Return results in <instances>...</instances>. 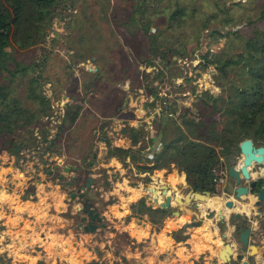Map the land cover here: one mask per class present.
Returning a JSON list of instances; mask_svg holds the SVG:
<instances>
[{"label":"rangeland","instance_id":"374dc122","mask_svg":"<svg viewBox=\"0 0 264 264\" xmlns=\"http://www.w3.org/2000/svg\"><path fill=\"white\" fill-rule=\"evenodd\" d=\"M176 2L185 13L169 23L168 16ZM132 3L130 0H56L41 41L27 47L12 43L7 48L12 58L8 63L10 71L16 68L14 62L21 67L30 66V69L13 76L4 71L0 76V84L9 83L13 96L25 108H38L40 116L14 137L0 136V154L6 153L8 167L16 161L15 144L20 143L17 155L20 161L16 167L21 176L13 177L10 190H15L19 183L22 190L19 197L29 198L35 190V182L49 183L47 190L57 188L62 197H66L62 220L65 218L69 222L66 225L62 222L61 229L72 234L73 241L88 235L82 243L90 242L94 257L102 259L103 264H116L118 257L124 258L121 250L124 244L131 245L132 237L121 224L124 221L134 223V218L140 215L128 217L129 213L124 211L125 216H109L108 226L86 231L78 227L79 217L83 214L82 198H70V193L84 185L85 170L88 169L94 180L89 198L97 201L101 209L113 203L124 208L130 198H124L128 188L123 189V184L142 185L146 190L147 186L152 188L154 176L161 172L135 168L127 163L128 160L126 165L120 161L118 169L107 165L104 150L107 145H103L99 137H106L108 144L116 135L109 133L115 123L121 125L124 133L129 127L128 119L142 113L135 108L153 107L154 103L148 104L141 99L144 95L154 98L155 92L151 90L156 87L172 111L171 115L162 118L180 120L178 116L185 113L184 118H199L209 126L214 136L209 144L215 146L224 143L225 139L238 143L242 134L237 117L227 108L237 102L240 90L251 84L252 78L243 62L230 66L224 73L217 64L228 59H241L249 41H264V0H146L144 5L149 3V7L145 6L144 19L150 18L149 33L157 36L160 46L155 51L138 24L139 17L132 20ZM168 24H171L169 28ZM168 40L182 55L167 53L164 64L159 56ZM33 76L40 87L32 83ZM32 90L46 96L48 108L35 103ZM127 96L134 99L133 107L127 103L124 108ZM201 99L214 104L215 111L211 112L209 105L203 104ZM67 104L79 106L75 123L71 125L64 121ZM147 116L134 124L143 129V138L146 137ZM97 131H100L99 137L95 136ZM43 136L47 140L54 139V143L48 148L46 144L39 145L38 140ZM7 144L10 149H3ZM241 159L239 153L234 165L240 164ZM55 165L58 168L54 170ZM66 165L78 166V179L72 186L66 181L72 180L73 172L64 173V180L57 178ZM222 168L226 174L225 166L219 165L213 170L219 172ZM261 169L262 165L252 167L254 179ZM30 178L34 183L25 185ZM94 262L91 259L87 264Z\"/></svg>","mask_w":264,"mask_h":264},{"label":"crops","instance_id":"0c3cea01","mask_svg":"<svg viewBox=\"0 0 264 264\" xmlns=\"http://www.w3.org/2000/svg\"><path fill=\"white\" fill-rule=\"evenodd\" d=\"M88 69L91 68L88 67ZM94 70L98 71L96 68ZM125 86L128 84L126 83ZM127 97V103L133 107L134 99ZM152 100L151 96L145 95L141 99L148 104ZM147 106L150 107L135 108L136 111H142L141 115L128 119V125L134 127L139 119L142 120L148 114L145 118L147 129L144 131L146 134L152 129V120L160 118L154 111L155 104L153 107ZM136 111L133 112L136 113ZM122 125L125 126V124ZM114 126L115 128H112L109 133L116 135L113 139H109L108 144L106 137H99L100 131L95 132V136L100 138L103 145H107V148L104 147L106 157H108L107 165L118 169L121 164L120 159L108 155L109 145L124 149L136 148L141 141L132 146L131 139L122 132L121 125L115 123ZM0 159V264H87L91 259H94L97 264H103L102 259L94 257L91 250L92 244L82 243V239L87 240L88 235L73 241L72 234L61 229L62 222H65L64 225L69 224L65 218L62 220L61 216L65 211L63 206L66 204V197H62L55 187L47 190L46 186L49 183L38 181L35 182V190L29 198H20L18 193L22 190L18 189V186L15 187L17 192L12 190L16 193L10 190L13 177L21 176L17 165L12 164L9 167L6 165L5 152L0 154ZM154 171L155 173L161 172L154 176L152 185L158 190L159 201L165 199L161 191L163 186L169 189L168 194L171 195L170 205L166 207L168 215L159 225L150 222L146 214L137 216L142 222L124 221L121 225L132 237V246L124 244L121 250L124 258L118 257L116 264H240L236 260L225 261L220 256L225 254L224 244L226 242L231 243L234 251L240 244L238 234L235 233V225L240 221L235 215L236 212H240L242 216L244 214L248 216L246 224L251 227L249 239L250 242L256 244L255 253L250 254L249 250L244 252L248 264H264V202L261 206L255 205L256 197L252 193L240 199H233L234 186L227 183L226 176L220 188L215 189V193L202 201H197L198 206H194L187 203L185 198L186 190L191 186L187 183L183 172H179L173 165L168 170L163 168ZM251 176L254 178L252 173ZM32 183H34L33 179L30 178L24 184L31 185ZM25 185L23 188H26ZM126 188L128 190H125L127 195L124 198L130 199L126 200L128 206L124 208L113 203L101 209L99 203L94 202L100 214L104 215L102 219L104 224L98 222L96 230L108 226L106 220L109 216L116 217L130 213V204L139 198H145L146 203L152 207L159 206L153 199V195L148 196L149 186L145 190L142 185L132 187L123 184V189ZM177 198L184 199V202H179ZM228 199L234 200L232 207L225 204ZM194 221L197 222L196 225H189Z\"/></svg>","mask_w":264,"mask_h":264},{"label":"trees","instance_id":"16d2710c","mask_svg":"<svg viewBox=\"0 0 264 264\" xmlns=\"http://www.w3.org/2000/svg\"><path fill=\"white\" fill-rule=\"evenodd\" d=\"M55 1L0 0V76L4 71L13 76L17 72H26L30 69V66L21 67L18 62H14L16 68L14 71H10L8 63L12 58L7 48L12 43L27 47L41 41L44 29L49 25V16ZM130 1L133 2L134 11L132 20L139 17L138 24L148 35L151 48L155 51L159 50L157 36L149 33L151 20L150 18L144 19L145 6L149 7V3L144 5L146 0ZM184 13L185 9L176 2L175 8L168 16V22L176 21ZM168 25L169 28L171 24ZM19 34H21L20 40H18ZM167 53L172 56L182 55L178 47L173 46L169 40L168 45L164 46L159 56L160 60L165 61L164 64L167 63ZM242 62L251 76L252 82L240 90L237 95V102H232V106L227 108L237 117L238 127L242 134L238 143L225 139L224 143L215 146L209 144L208 142L214 139L209 126L200 121L199 118H184V113L178 116L180 120L172 117L162 118V116L155 118L152 120V129L146 134V138L142 136L143 129L141 127L129 126L125 128L124 133L131 139L132 146L137 145L139 141L141 143L136 148L129 147L127 149L109 145L108 155L118 157L125 165L126 159H128L127 163L133 164L135 168L149 170V172L173 165L179 172L185 174L187 183L194 191L215 193L213 169L219 165L227 168L234 165L235 159L240 153L239 143L242 140L251 139L256 146H264V41L247 42L245 55L241 59H228L222 63L218 62L221 64H217V61L215 63L221 73H224L230 66ZM161 71L163 72V70ZM31 81L34 85H40L35 76L31 78ZM11 87L9 83L0 84V136L14 137L40 117L37 112L38 108H25L13 96ZM151 91L155 92L154 98L151 96L155 105L165 98L159 94L156 87H153ZM31 93L35 103L40 105L39 107L48 108V99L42 92L32 90ZM201 101L203 104L209 105L211 112L215 111L214 104L203 99ZM78 111L79 106L77 104H67L64 116L67 125L75 123ZM250 133L252 135H249ZM54 141V139L47 140L43 136L41 140H38V144H46L48 148ZM217 146L219 147L218 150ZM3 149H10V144L4 146ZM142 161L144 164L140 165L139 163ZM146 180L149 181L150 179L147 178ZM259 183L261 186V181ZM130 208L128 217L146 214L150 222L156 224L161 223L168 215V208L152 207L146 203L143 197L132 202ZM196 224L195 221L189 223V225ZM93 264H97V262Z\"/></svg>","mask_w":264,"mask_h":264},{"label":"water","instance_id":"95a60500","mask_svg":"<svg viewBox=\"0 0 264 264\" xmlns=\"http://www.w3.org/2000/svg\"><path fill=\"white\" fill-rule=\"evenodd\" d=\"M127 98L125 99L124 107L126 106ZM19 149H20V143L16 144V148L14 150L16 154V161L14 162V165H17V159L19 155ZM239 150L240 154L242 155V159L240 164L232 165L227 168V175L234 180V198L233 199H240L245 197L247 194H253L256 199L254 201L255 205L261 206V204L264 202V146H256L251 139H244L239 143ZM95 154H93L94 156ZM254 165H262L263 170L260 172L259 176L254 179L251 176V169ZM58 168V165L54 166V170ZM61 173L58 174L57 178L59 180H64L65 175L64 173H70L73 172L72 180L66 181L67 184L70 186L73 185L74 181H77L78 179V166L76 165H66L62 167ZM251 181L248 185L242 184V181ZM258 181H261V186L258 189H255L256 184ZM93 182V178L89 176L87 178V181L85 184L79 188L76 189V191L71 192L70 198H82V206L81 211L82 215L80 217L81 221H85L83 225H80L78 227H81L86 231H95L98 222L101 224H104L102 222V219L104 215L100 214L97 207L94 204V201L92 199L85 196L86 192L88 191V188ZM168 188L166 186L162 187V196L165 197L163 201H159L158 198V190L154 187L150 189V192L148 193V196L151 197L153 195V199L158 203L160 207H168L170 205V199L171 195L168 194ZM186 201L189 204H192L194 206H198L197 201H202L205 198H208L211 196V193L209 191H194L191 189V187H188L186 190ZM228 199L225 201V204L229 207H232L234 205V200ZM179 202H184V199L177 198ZM236 217L240 219L235 225V233L238 234V240L240 242L239 246L237 247L236 251L233 250L232 245L230 242H226L225 245V254L220 255L225 261H234L236 260L240 264H248V260L245 258V251L249 250L250 254L255 253L256 251V244L250 242L249 236L251 234V227L246 224V221L248 219V216L242 214L240 212L235 213ZM135 221L142 222L141 219L135 217ZM82 224V223H81ZM227 253V254H226Z\"/></svg>","mask_w":264,"mask_h":264},{"label":"built area","instance_id":"2783aa9c","mask_svg":"<svg viewBox=\"0 0 264 264\" xmlns=\"http://www.w3.org/2000/svg\"><path fill=\"white\" fill-rule=\"evenodd\" d=\"M57 105H59V103H57ZM154 111L156 112L157 116H160V117L168 115V114L170 115L172 114V111H170V108H169V103L166 101L165 98L155 105ZM19 161L20 160L17 159V164ZM213 173H214V182H215L214 186H215V189L218 190L222 184L223 177L227 175V169H226V174L223 168L220 169L219 172H216L215 170H213Z\"/></svg>","mask_w":264,"mask_h":264},{"label":"flooded vegetation","instance_id":"af4514ba","mask_svg":"<svg viewBox=\"0 0 264 264\" xmlns=\"http://www.w3.org/2000/svg\"><path fill=\"white\" fill-rule=\"evenodd\" d=\"M18 159H19V157H18ZM88 164L89 165H91L89 162H88ZM85 173H86V181H87V178L89 177V170L88 169H86L85 170ZM88 174V175H87ZM227 183H231V186H234V180L232 179V178H230L228 175H227ZM85 181V182H86ZM251 181H245V180H243L242 181V184H249ZM85 184V183H84ZM94 186V180H93V182H92V184L90 185V187L88 188V191L86 192V194H85V196H87L88 198H89V193H90V191H91V188ZM260 187V183H259V181L257 182V184H256V187H255V189H258ZM71 194V193H70ZM80 217H81V215H80ZM80 217H79V223H78V226H79V224L80 225H83L84 223H85V221H81V219H80ZM82 223V224H81ZM82 227V226H81Z\"/></svg>","mask_w":264,"mask_h":264},{"label":"bare ground","instance_id":"6f19581e","mask_svg":"<svg viewBox=\"0 0 264 264\" xmlns=\"http://www.w3.org/2000/svg\"><path fill=\"white\" fill-rule=\"evenodd\" d=\"M16 186H18V189H20V184H19V183L16 184ZM150 189H151V188H150ZM217 198H218V197H217ZM244 209H245V208H244ZM244 209H243V210H244Z\"/></svg>","mask_w":264,"mask_h":264}]
</instances>
